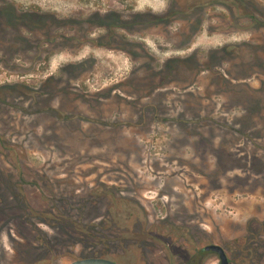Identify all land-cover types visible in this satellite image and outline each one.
<instances>
[{
  "label": "rangeland",
  "instance_id": "374dc122",
  "mask_svg": "<svg viewBox=\"0 0 264 264\" xmlns=\"http://www.w3.org/2000/svg\"><path fill=\"white\" fill-rule=\"evenodd\" d=\"M0 9L46 24L53 41L37 61L25 46L35 35L14 38L0 16V264L81 259L31 247L47 236L60 251L61 232L29 217L48 207V184L84 195L108 184L136 200L129 224L160 237L126 264H219L202 250L210 244L233 264H264V0H0ZM150 13L165 19L153 24ZM117 15L115 45L135 60L74 42L58 51L61 36H106L96 24ZM89 57L96 64L67 66Z\"/></svg>",
  "mask_w": 264,
  "mask_h": 264
},
{
  "label": "trees",
  "instance_id": "16d2710c",
  "mask_svg": "<svg viewBox=\"0 0 264 264\" xmlns=\"http://www.w3.org/2000/svg\"><path fill=\"white\" fill-rule=\"evenodd\" d=\"M48 186V196L44 194L48 207L44 211L31 210L29 217L34 226L43 224L50 230L61 232L57 237L61 246L58 252L56 242L46 236V241L41 239L36 246H31L40 248L41 253L43 249L44 254H54V258L102 257L126 264L125 257L130 251H146L148 244L160 237L151 235L146 226L139 227V230L129 224L136 213L130 203H136V200L125 195L120 187L97 184L84 195L76 194L75 189L54 190L53 185ZM65 242L70 248L63 247ZM78 247L80 253L76 255L74 249L76 251Z\"/></svg>",
  "mask_w": 264,
  "mask_h": 264
},
{
  "label": "flooded vegetation",
  "instance_id": "af4514ba",
  "mask_svg": "<svg viewBox=\"0 0 264 264\" xmlns=\"http://www.w3.org/2000/svg\"><path fill=\"white\" fill-rule=\"evenodd\" d=\"M13 11L12 10L9 11V9L1 11V9H0V16L2 15L4 17L3 18L4 22L2 23V25L4 24L3 30L11 31L14 38L22 35L23 30L29 31L28 32L29 37L32 36L31 35V32H32L33 35H35L34 40L28 39V42L25 45L26 51H27V53L32 52V51L34 53H36L37 61H40L43 54H49L50 47H51V45H53V41L49 37L48 29H45L47 27L46 24H44V28H42L40 25L34 26L31 24L29 27V25H27L25 23L26 19L23 20L24 22L18 21L16 18V15H14L15 13H13ZM148 15L151 18L154 17V18H152L154 20V22H151V23L156 24V25L161 24L163 22V20L165 19V16H163V14L157 15V16L156 15L152 16V14L150 13ZM99 17L100 16H97L96 18L98 19ZM109 18H111V17H108L105 22L97 23V24L95 23L97 25V28H100V29H103L106 31V36L99 38V39H95L94 42L89 41L88 38L87 39L83 38L85 35H83V36L77 35L71 39H68L66 37L63 38V36H61V43H60L61 48L58 49V51L61 52L62 50H64L63 49L64 43H65V47H66L67 44L74 42L75 44L81 45V46L89 45V46H92L95 48H102V49H107V50L109 49L110 51L118 50V52H122L123 54H126L130 60H135L136 56H132L133 54H131L128 50L124 49V47L121 48L123 45V42L118 41V44L115 45L114 39L117 38V36L114 33H115L116 29H120V28L122 29V27H123L121 25H117V26L115 25V24H119V22L121 21L120 16L117 15L115 17V19L117 18V21H113V20H115V19H112L113 17L111 19H109ZM46 20L48 21V19L45 16L44 17V23L46 22ZM99 21H101L100 18L98 19V22ZM26 22H28V20ZM59 24H60V26H67V23H65V22L59 21ZM69 26H71V25L69 24ZM76 26H77V24H76ZM71 27H73V26H71ZM80 28L82 31L85 30L84 26L81 24H80ZM85 31H87V30H85ZM193 36H194V34L189 35L186 45L192 42ZM79 48H77V50ZM139 48L141 49V54H143L144 57H146L148 59L150 58L152 60V58H151L152 56H150V54L147 53L146 48L144 46L141 45ZM18 50H19V47H16L14 49V51L12 52V55L14 54L16 56V53L18 52ZM93 64H96L95 58L89 57V58H85L83 61H80L76 64H68L67 66L68 67H76V68H84V67H87L88 65H93ZM214 245H216V244H214ZM218 246H220V245H218ZM204 247L202 249L203 252H205ZM221 248L224 250V252L226 254V257L228 259V263L233 264L229 255L227 254L226 250L223 247H221ZM205 253H211V252H205ZM212 254H214V253H212ZM214 255L218 258V256L216 254H214ZM87 258H89V257H87ZM96 258H102V257H96ZM105 259H108V258H105ZM108 260H110V259H108ZM202 263H203L202 260H198L197 263H194V264H202Z\"/></svg>",
  "mask_w": 264,
  "mask_h": 264
},
{
  "label": "water",
  "instance_id": "95a60500",
  "mask_svg": "<svg viewBox=\"0 0 264 264\" xmlns=\"http://www.w3.org/2000/svg\"><path fill=\"white\" fill-rule=\"evenodd\" d=\"M204 251L216 254L219 259V264H229L226 254L220 246L211 244L205 246ZM69 264H116V263L105 258L89 257V258L73 260Z\"/></svg>",
  "mask_w": 264,
  "mask_h": 264
}]
</instances>
